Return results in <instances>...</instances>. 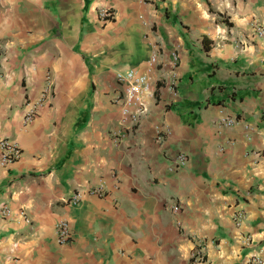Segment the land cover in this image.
Masks as SVG:
<instances>
[{
    "label": "crops",
    "instance_id": "1",
    "mask_svg": "<svg viewBox=\"0 0 264 264\" xmlns=\"http://www.w3.org/2000/svg\"><path fill=\"white\" fill-rule=\"evenodd\" d=\"M257 26L264 0H0V139L21 149L0 165V210L11 211L0 215V264L264 263ZM154 52L149 114L114 143L115 74L145 72ZM46 74L50 93L25 124ZM178 152L187 160L175 171ZM99 185L105 195L88 194ZM60 220L72 229L62 245Z\"/></svg>",
    "mask_w": 264,
    "mask_h": 264
},
{
    "label": "built area",
    "instance_id": "2",
    "mask_svg": "<svg viewBox=\"0 0 264 264\" xmlns=\"http://www.w3.org/2000/svg\"><path fill=\"white\" fill-rule=\"evenodd\" d=\"M97 16L99 21L102 23L108 22L113 17V12L109 8L98 9ZM256 34L258 37L264 39V30L257 26ZM1 50V44H0ZM159 54L156 52L151 53L146 63V71L138 72L134 69L126 70L125 72H117L115 74V80L119 87L116 102L118 103L119 118L117 127L112 130L111 136L114 143L121 142L127 133L135 127L141 119L149 114L148 100L154 98V80L151 73L156 71L158 68ZM177 64V55L175 52L171 53V65L175 68ZM175 73L172 71L170 80H168V89L173 98H176L178 80ZM50 78L46 74L44 86L41 91V100L34 104H28V109L23 116V122L25 124L30 123L37 115V109L44 101L45 97L50 93ZM170 104L169 102L167 105ZM221 124L224 126H232L235 124V120L231 117H222ZM159 132V128L156 130ZM0 165L6 166L17 161L21 156V149L17 143L12 142L8 139H0ZM187 160V156L183 152H178L175 156L173 163V169L175 171L180 170ZM88 194L93 196L102 197L105 195V189L102 185L94 187L88 191ZM82 199V194L79 191L73 193L66 202L77 203ZM177 211L178 207H174ZM1 217H9L11 211L7 206H3L0 210ZM242 214L236 213L234 216V223L239 225L241 223ZM55 237L58 244L62 245L68 243L72 238V229L66 220H60L55 226ZM246 245L250 243V239L247 237L243 241ZM193 257H200V249L192 251ZM248 263L250 264H264L263 261L257 256L249 258Z\"/></svg>",
    "mask_w": 264,
    "mask_h": 264
}]
</instances>
